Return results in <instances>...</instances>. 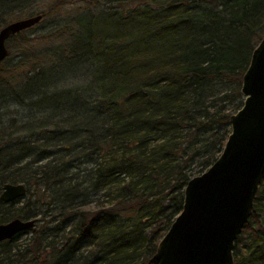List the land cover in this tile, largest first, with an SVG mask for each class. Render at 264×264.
Listing matches in <instances>:
<instances>
[{"label":"trees","instance_id":"trees-1","mask_svg":"<svg viewBox=\"0 0 264 264\" xmlns=\"http://www.w3.org/2000/svg\"><path fill=\"white\" fill-rule=\"evenodd\" d=\"M40 1L0 0V27ZM36 10L44 30L10 36L0 62V188L25 186L21 199L0 200V223H35L21 243L0 241V264L13 262L6 244L20 264H145L187 180L220 153L264 0ZM69 77L80 82L61 85ZM232 256L264 264V177Z\"/></svg>","mask_w":264,"mask_h":264},{"label":"water","instance_id":"water-1","mask_svg":"<svg viewBox=\"0 0 264 264\" xmlns=\"http://www.w3.org/2000/svg\"><path fill=\"white\" fill-rule=\"evenodd\" d=\"M40 18H17L0 27V62L7 56L8 38ZM239 92L241 104L228 116L229 132L220 153L187 180L181 209L145 264H233L234 241L264 177V33L251 51ZM24 193L22 183H4L0 200L10 202ZM34 221L12 218L0 223V241L31 228Z\"/></svg>","mask_w":264,"mask_h":264},{"label":"rangeland","instance_id":"rangeland-1","mask_svg":"<svg viewBox=\"0 0 264 264\" xmlns=\"http://www.w3.org/2000/svg\"><path fill=\"white\" fill-rule=\"evenodd\" d=\"M49 1H51V0H48V2ZM48 2H47V0H42V1H40V2H38V4H36V5H34V8H33V11L31 10V13H32V15L33 14H36L37 13V10L36 9H41V8H43L44 7V5H46V4H48ZM30 12H28L25 16H28V14H29ZM22 17H25L24 15H21ZM22 17H19V18H22ZM17 19V18H16ZM11 20H13V19H11ZM10 21V20H9ZM44 28H45V25L44 24H42V20H40L39 22H37V23H35L34 25H32L31 26V29H32V33L33 32H36V33H38V32H41V31H43L44 30ZM78 82H80V80L78 79V80H76L75 78H72V77H69V78H67V79H62L61 81H60V83H61V85H74L75 83H78ZM242 99V98H241ZM12 109H14V108H10V110H12ZM9 111V110H8ZM26 237H28V233H27V231L25 232H21L19 235H17V236H15V238L13 239V241H12V245H14V244H19V243H21L22 242V240L23 239H25ZM4 245V244H3ZM4 251H7L6 253L8 254V258H11L12 260H13V262H12V264H20L19 262H18V257H16V256H11L10 255V253H12V250H10V252H9V244H6L5 246H4ZM5 257H7V256H5ZM4 262V261H6V259L3 257L2 259H1V262Z\"/></svg>","mask_w":264,"mask_h":264},{"label":"flooded vegetation","instance_id":"flooded-vegetation-1","mask_svg":"<svg viewBox=\"0 0 264 264\" xmlns=\"http://www.w3.org/2000/svg\"><path fill=\"white\" fill-rule=\"evenodd\" d=\"M24 195H25V193H24ZM24 195H23V196H24ZM23 196H22V197H23ZM22 197H20V198H16V199H14V200H12V201H10V202H13V201L19 200V199H21ZM4 203H8V202H4ZM34 223H35V222H34ZM33 225H34V224H33ZM24 231H25V230H24ZM24 231H22V232H24ZM19 234H20V233H19ZM19 234H17V235H19ZM17 235H15V236H17ZM15 236H14V237H15ZM14 237H12V238H14ZM10 239H11V238H10ZM8 240H9V239H8ZM1 241H3V240H1Z\"/></svg>","mask_w":264,"mask_h":264},{"label":"bare ground","instance_id":"bare-ground-1","mask_svg":"<svg viewBox=\"0 0 264 264\" xmlns=\"http://www.w3.org/2000/svg\"><path fill=\"white\" fill-rule=\"evenodd\" d=\"M11 243V242H10ZM21 259V258H20Z\"/></svg>","mask_w":264,"mask_h":264}]
</instances>
